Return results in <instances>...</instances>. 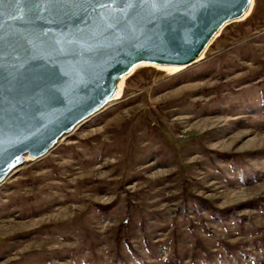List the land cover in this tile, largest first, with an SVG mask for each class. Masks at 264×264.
Instances as JSON below:
<instances>
[{
	"label": "rangeland",
	"instance_id": "rangeland-1",
	"mask_svg": "<svg viewBox=\"0 0 264 264\" xmlns=\"http://www.w3.org/2000/svg\"><path fill=\"white\" fill-rule=\"evenodd\" d=\"M121 93L0 185V264H264V0Z\"/></svg>",
	"mask_w": 264,
	"mask_h": 264
},
{
	"label": "water",
	"instance_id": "water-1",
	"mask_svg": "<svg viewBox=\"0 0 264 264\" xmlns=\"http://www.w3.org/2000/svg\"><path fill=\"white\" fill-rule=\"evenodd\" d=\"M254 1V0H253ZM194 6L166 21H156V28L163 29L164 42L149 39L147 35L136 39L111 34L105 30L74 20H65L68 33L75 41L61 43V50L41 49L33 67L49 64L65 69L68 76H59L51 98L20 95L8 106V98L0 107L15 111L23 123L13 124L7 117L0 119V185L20 167L26 156L41 158L55 147L65 134L85 119H89L112 102L119 84L140 64L163 67L187 68L199 62L202 55L232 22L243 18L244 0H189ZM200 4L206 7H200ZM11 28L15 22L2 17ZM53 32L61 31L55 25ZM91 32V38L78 39L77 29Z\"/></svg>",
	"mask_w": 264,
	"mask_h": 264
},
{
	"label": "snow or ice",
	"instance_id": "snow-or-ice-1",
	"mask_svg": "<svg viewBox=\"0 0 264 264\" xmlns=\"http://www.w3.org/2000/svg\"><path fill=\"white\" fill-rule=\"evenodd\" d=\"M253 0H244L242 11ZM194 5L189 0H0V18L7 17L15 22L9 28L0 19V102L8 98L12 107L20 95L45 96L51 98L55 91V81L59 76H68L65 69H58L49 58V63L33 64L44 60L38 53L41 49L61 50V43L75 42L68 33L65 20H74L111 30V34L136 39L147 35L149 39L164 42L163 29L156 28V21H166L180 15ZM200 7H206L200 4ZM55 25L61 31L53 32ZM78 39L91 38L92 33L77 29ZM7 117L13 124L23 123L13 109L0 107V119Z\"/></svg>",
	"mask_w": 264,
	"mask_h": 264
},
{
	"label": "bare ground",
	"instance_id": "bare-ground-1",
	"mask_svg": "<svg viewBox=\"0 0 264 264\" xmlns=\"http://www.w3.org/2000/svg\"><path fill=\"white\" fill-rule=\"evenodd\" d=\"M254 6H255V0L253 1L251 8H250L249 11H247L246 15H245L243 18L239 19L238 21H242V20L248 18V17L252 14V11H253V9H254ZM205 53H206V52H205ZM205 53L202 55V57H201L200 60L203 59ZM200 60H199V61H200ZM141 65H147V66H149L148 64H145V63H144V64H140V65H138V67H140ZM138 67H135V68L132 70V72H131L130 74L126 75L125 78H123V80H122V81L120 82V84H119V91L117 92L116 96L114 97V99H113L112 101H115V100L119 99V98L122 96V93H121V92L123 91V88H124V85H125L126 79H128V78L133 74L134 70H135L136 68H138ZM153 67H156V68H159V69H162V68H163L165 71H171V72H179V71L185 69L184 67H163V66H153ZM28 158L31 159L30 156H26V160H27Z\"/></svg>",
	"mask_w": 264,
	"mask_h": 264
},
{
	"label": "trees",
	"instance_id": "trees-1",
	"mask_svg": "<svg viewBox=\"0 0 264 264\" xmlns=\"http://www.w3.org/2000/svg\"><path fill=\"white\" fill-rule=\"evenodd\" d=\"M127 241H129L128 239H126Z\"/></svg>",
	"mask_w": 264,
	"mask_h": 264
}]
</instances>
